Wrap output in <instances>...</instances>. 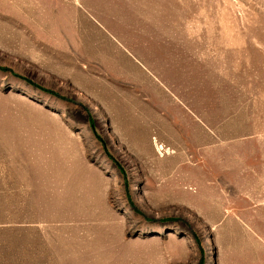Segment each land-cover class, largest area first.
Instances as JSON below:
<instances>
[{
    "label": "rangeland",
    "instance_id": "374dc122",
    "mask_svg": "<svg viewBox=\"0 0 264 264\" xmlns=\"http://www.w3.org/2000/svg\"><path fill=\"white\" fill-rule=\"evenodd\" d=\"M0 264H264V0H0Z\"/></svg>",
    "mask_w": 264,
    "mask_h": 264
}]
</instances>
